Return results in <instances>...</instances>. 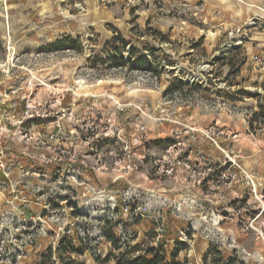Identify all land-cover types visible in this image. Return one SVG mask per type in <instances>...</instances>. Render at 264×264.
<instances>
[{"label": "rangeland", "instance_id": "374dc122", "mask_svg": "<svg viewBox=\"0 0 264 264\" xmlns=\"http://www.w3.org/2000/svg\"><path fill=\"white\" fill-rule=\"evenodd\" d=\"M257 104L264 0H0V264H253Z\"/></svg>", "mask_w": 264, "mask_h": 264}, {"label": "trees", "instance_id": "16d2710c", "mask_svg": "<svg viewBox=\"0 0 264 264\" xmlns=\"http://www.w3.org/2000/svg\"><path fill=\"white\" fill-rule=\"evenodd\" d=\"M126 46V42L123 41V47ZM170 89L166 91L169 93ZM251 96V94H248ZM250 129L255 132L261 125L264 124V104H259V109L251 112L249 118ZM104 236L110 241L116 248L119 247L121 239L115 236L112 232H105ZM176 247L171 252L170 256H167L164 244H160L159 248L150 246L149 244L141 249L123 250L118 255L111 253L109 256H113L116 259V264H183L178 260L180 252L187 248L185 242L176 239ZM137 246H140L137 244ZM211 253V249L205 254V262L207 257ZM70 259V258H69ZM67 264H74L73 260Z\"/></svg>", "mask_w": 264, "mask_h": 264}, {"label": "crops", "instance_id": "0c3cea01", "mask_svg": "<svg viewBox=\"0 0 264 264\" xmlns=\"http://www.w3.org/2000/svg\"><path fill=\"white\" fill-rule=\"evenodd\" d=\"M252 109L258 110V104L255 105ZM222 117L223 118H220L219 121H222V124H227V116L222 115ZM249 142L252 144V146H247L244 152L246 154H249L251 163H253L254 174L259 179L258 190L264 192V134L254 136L252 140L249 138ZM239 148L240 150H242V147L239 146ZM261 203V206L263 205L262 207L264 208V201H261ZM263 214L264 209H261L256 215V219L261 218V220L264 222ZM260 231H262L263 236H261L258 232H251V242L249 246L247 245L244 249L245 251H247V254L250 255L249 257L252 258L251 261L253 264H264V229H261ZM248 234L249 233H244L243 235L245 237Z\"/></svg>", "mask_w": 264, "mask_h": 264}, {"label": "built area", "instance_id": "2783aa9c", "mask_svg": "<svg viewBox=\"0 0 264 264\" xmlns=\"http://www.w3.org/2000/svg\"><path fill=\"white\" fill-rule=\"evenodd\" d=\"M263 131H264V124L261 125L257 130H255L256 133L263 132ZM213 133H214V132H211L210 134H213ZM210 134H208V135H210ZM51 137H53V136H51ZM251 182H252V184H253V186H254V189H256L255 182H254L252 179H251ZM257 231H258V233H259L261 236H263L262 231H260L259 229H257Z\"/></svg>", "mask_w": 264, "mask_h": 264}]
</instances>
